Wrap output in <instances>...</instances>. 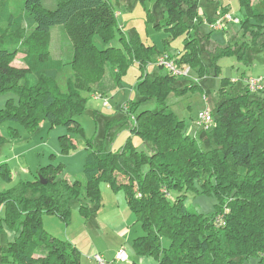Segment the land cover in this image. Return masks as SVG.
I'll return each mask as SVG.
<instances>
[{"label":"trees","instance_id":"16d2710c","mask_svg":"<svg viewBox=\"0 0 264 264\" xmlns=\"http://www.w3.org/2000/svg\"><path fill=\"white\" fill-rule=\"evenodd\" d=\"M238 1L243 16L231 13L228 5H218L213 15H200L199 0H155L147 21L172 39L184 36L183 48L171 54L125 36L119 37L120 47L106 45L119 30L111 0H0V92L13 91L18 97L17 104L8 101L0 109V124L16 121L34 130L46 121L79 133L82 91L103 96L132 62L140 68H165L157 64L163 54L177 69H187L186 74L165 68L153 77L139 75L141 98L126 101L116 119V129L128 131L127 140L116 151L101 145L94 149L87 140L83 181L59 177L61 164L48 163L32 179L0 191V264H81L78 249L48 232L42 215H56L67 224L72 202L79 199L78 210L88 221L101 206L102 183L123 192L144 232L132 241L137 255L152 257L156 264H244L252 257L264 264V88L249 90L247 76L222 78L214 95L205 97L213 121L206 127L196 118V132L168 104L170 95L202 90L205 80L218 76L222 56L237 50L243 58L247 40L264 50V0ZM224 14L238 21L225 20L218 30L229 33L235 26L246 41L232 40V46L226 39L227 44L219 45L200 31L202 21L217 30L212 25ZM26 16L32 21L29 29ZM54 27L60 29L67 60L33 48ZM17 51L23 52V66L11 64ZM65 64L71 65L73 77L62 92L56 76ZM191 71L195 76L189 77ZM146 102L155 106L139 109ZM132 135L145 149L133 144ZM2 140L0 135V144ZM58 141L61 152L75 147L70 134H60ZM9 173L6 163H0V175L7 180ZM171 190L178 191L173 200ZM187 190L213 194L214 210L204 214L189 209ZM4 234L12 237L6 245Z\"/></svg>","mask_w":264,"mask_h":264},{"label":"rangeland","instance_id":"374dc122","mask_svg":"<svg viewBox=\"0 0 264 264\" xmlns=\"http://www.w3.org/2000/svg\"><path fill=\"white\" fill-rule=\"evenodd\" d=\"M111 2L119 30L115 31L114 37L106 45L120 47L119 37L125 36L127 40L137 38L145 44L155 45L161 52L165 50L175 54L183 48V35L172 39L162 27L156 28L147 21V11L154 9L155 0H111ZM221 4L228 5L231 13L243 16V10L240 9L238 0H199L200 15H213L214 10L218 9V5ZM25 24L27 29L31 27L30 17L26 16ZM200 25V31L209 34L210 40L219 45L228 43L225 34L227 39H231L229 43L232 46L236 41L241 44L247 40L241 36L240 40L239 32L237 34L234 31L235 26L227 29L229 33H223L221 30L210 29L205 21H202ZM60 33V29L54 27L40 44L34 42L35 53L43 49L55 59H69L66 50L62 48ZM167 39L170 41L165 43ZM247 43L246 45L243 44V58L238 56L236 50L233 54L222 56L219 59V75L211 76L205 80L202 90L188 89L180 95L169 96L168 104L171 110L189 125L190 131L196 132L199 128L196 123L197 114L210 106V102H207L205 97L207 96L208 99L209 96L214 95L222 78L264 77V50L258 48V45H252L250 40H247ZM203 45L205 46V43ZM206 45L210 48L212 44L209 42ZM10 61L14 66H23V52H15ZM165 70V68L155 64L140 68L137 62H132L115 84L110 83L109 89L103 96L94 97L92 94L82 91L85 98V108L78 117L82 127L79 133H69L63 125L50 126L46 121H41L34 130H30L24 124L16 121L1 123L0 135L3 136V140L0 144V163H6L10 175L7 180L0 175V191L16 185L20 181L32 179L38 167L48 163L61 164L59 177L66 176L71 180L83 181L82 169L84 157L88 151L86 141H92L94 149L101 145L105 150H118L127 140L129 133L126 129H116V125L119 124L116 119L121 115V107L126 101L129 99L138 101L141 98L136 88L139 75L143 72L153 77L165 73ZM193 76L195 74L191 71L189 77ZM72 77L71 65L65 64L56 76L57 84L62 92L66 91L67 82ZM185 80L186 84L190 82L188 78ZM262 94L264 95V92ZM8 101L17 104V95L13 91L0 92V109L5 108ZM154 106V102H146L142 103L139 109H152ZM109 121L112 122L110 126L107 125ZM60 134H70L75 141V147L66 153L61 152L58 141ZM131 139L135 146L145 149L143 142L137 135H132ZM202 146L207 148L206 143H202ZM106 186V183L100 185L101 206L95 215L94 222L92 220L87 222L80 214L78 210L79 199L72 202L71 218L67 224L56 215H42L43 225L48 232L62 239L70 237L72 241L69 242L74 244L80 253L81 264H92L91 259L96 253L105 254L106 259L112 261L114 251L116 253L120 245L129 255L131 254L133 239L144 234L140 224L135 220V216L127 206L123 192L114 191ZM177 194L178 191L171 190L169 199L173 200ZM184 202L193 211L210 214L214 210L216 198L213 194L187 190L185 191ZM6 236L7 234H4L2 238L3 245H6L7 238H12L11 235ZM163 244L167 246L168 240H164ZM138 258H145L153 262L151 257L139 256ZM155 262L154 260V264ZM126 263L129 261L127 260ZM244 264L258 263L257 259L252 257L246 260Z\"/></svg>","mask_w":264,"mask_h":264},{"label":"built area","instance_id":"2783aa9c","mask_svg":"<svg viewBox=\"0 0 264 264\" xmlns=\"http://www.w3.org/2000/svg\"><path fill=\"white\" fill-rule=\"evenodd\" d=\"M225 20L227 22H232V21L237 22L238 21L237 18H233L230 14H224L220 19H218L212 25V27L217 30L220 29L222 27V24H224ZM157 64L171 70L173 73L186 74L187 72V69L185 70L177 69L173 61L168 59L165 54L161 55L157 59ZM244 82L246 83L247 88L251 91L261 90L264 88V77L262 76H256V77L247 76L245 77ZM196 118L198 119L199 123H201L203 126H206V127H208L213 121L212 115L206 109L199 111ZM115 258L119 260H124L127 258V254L121 248L117 250L115 254ZM93 259L95 261V264H108V261L100 253L94 254Z\"/></svg>","mask_w":264,"mask_h":264},{"label":"crops","instance_id":"0c3cea01","mask_svg":"<svg viewBox=\"0 0 264 264\" xmlns=\"http://www.w3.org/2000/svg\"><path fill=\"white\" fill-rule=\"evenodd\" d=\"M223 32V31H222ZM225 39H227V36L225 35ZM212 42V41H211ZM107 187V186H106ZM100 209V208H99ZM99 209L96 211V212H94V214H92L91 215V217H90V219L87 221V222H89V221H91L92 220V222H94L95 221V215L98 213V211H99ZM71 211H72V206H71ZM128 234V233H127ZM65 240H67V241H72L71 239H70V237H68V239L67 238H65ZM121 248V245L117 248V249H120ZM116 249V250H117ZM123 250H124V248H122ZM131 254H127V258L126 259H124V261H122V260H117L116 258H115V255L114 254H116L115 253V251H114V254H113V257H112V261H113V263H112V261H110L109 259H106V255L104 254L103 256H104V258L108 261V264H132L134 261L135 262H137V263H139V264H154V258H152L153 259V262H150L149 260H147V259H145V258H138L140 255H137L136 253H135V251H134V248H133V244H132V248H131ZM142 257H148V256H142ZM127 260L129 261V263H126L127 262ZM80 262H81V257H80ZM91 263L92 264H95V262H94V260L93 259H91ZM155 264H156V262H155Z\"/></svg>","mask_w":264,"mask_h":264},{"label":"water","instance_id":"95a60500","mask_svg":"<svg viewBox=\"0 0 264 264\" xmlns=\"http://www.w3.org/2000/svg\"><path fill=\"white\" fill-rule=\"evenodd\" d=\"M42 182H44V181L42 180Z\"/></svg>","mask_w":264,"mask_h":264}]
</instances>
